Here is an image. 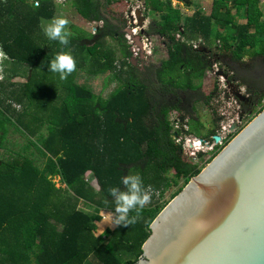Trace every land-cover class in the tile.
Wrapping results in <instances>:
<instances>
[{"label":"trees","instance_id":"trees-1","mask_svg":"<svg viewBox=\"0 0 264 264\" xmlns=\"http://www.w3.org/2000/svg\"><path fill=\"white\" fill-rule=\"evenodd\" d=\"M72 1L85 20L103 21L96 34L89 35L95 38L90 44L84 40L91 38L82 33L70 34L67 45L47 38L42 21L53 18L55 0H39L38 8L29 0H0V51L15 66H5L8 83L0 82V150L9 152L0 156V264H85L90 257L100 264H135L151 223L168 203L156 201V193L163 196L182 180L173 199L203 168L189 160L182 143L173 138L180 130L170 112L181 111L182 121L186 114L191 116L186 133L213 138L214 131L201 133L192 118L195 106L189 102L203 98L199 90L213 64L232 66L215 51L218 43L231 48L232 61L249 55L264 58L259 1L213 0L210 13L200 8L183 19L171 0H145V7L160 15L145 32L163 39L167 58L159 65L144 64L143 77L131 61L126 24L105 17L101 0ZM242 17L246 23L239 21ZM107 36L116 46L106 42ZM259 44L262 47L254 50ZM60 52L70 54L75 63L64 80L48 70ZM231 70L232 76L225 72L227 80L240 81L238 71ZM101 76L117 82L104 102L90 84ZM13 77L25 80L13 83ZM247 90L251 96L240 103L257 115L264 109V91L258 94L248 85ZM211 99L209 95L204 102ZM11 130L28 139L21 149L12 146ZM229 140L216 146L205 163ZM88 172L98 182L97 192L86 179ZM130 174L140 176L142 188L151 193L149 203L138 213L129 212L135 222L99 232L101 211L109 221L115 216L109 189L124 190L122 177ZM55 177L65 186H57ZM81 202L89 209L80 208Z\"/></svg>","mask_w":264,"mask_h":264},{"label":"water","instance_id":"water-1","mask_svg":"<svg viewBox=\"0 0 264 264\" xmlns=\"http://www.w3.org/2000/svg\"><path fill=\"white\" fill-rule=\"evenodd\" d=\"M136 14L142 24V11ZM150 229L135 264H264V109L166 204Z\"/></svg>","mask_w":264,"mask_h":264},{"label":"rangeland","instance_id":"rangeland-1","mask_svg":"<svg viewBox=\"0 0 264 264\" xmlns=\"http://www.w3.org/2000/svg\"><path fill=\"white\" fill-rule=\"evenodd\" d=\"M29 1L34 2V0H29ZM254 1H259L264 11V0H254ZM101 2L106 4L104 7L105 13L102 11L103 15L105 14L104 15L105 17L107 18L110 17L112 19L119 18L120 20L119 22L126 24L124 30V36L129 45H130V40L127 38L128 33L132 34L133 37L136 35L139 36L140 43L142 40H145L146 37L149 38L150 47L152 48V54L148 55L146 54V51L142 49V54L138 57H134L137 60V63L135 65L138 67L140 75L142 77L144 76L143 74L144 64H148L149 62H151L159 65L164 59L167 58V51L163 39L157 35L147 34L145 32V30L149 28L151 22L160 21L159 13L151 11L145 7V0H114V2L110 4H107L106 0H101ZM171 2L174 7H177L181 10L184 19L186 17H190L195 10L200 8L204 12L210 13L213 0H171ZM56 4L54 5L55 13L53 18H57V17L66 18L69 21V23L65 27L67 28L70 34L76 35L78 33H82L83 35L86 36L95 35L97 32V28L103 25V21L90 22L83 19V17L76 11L75 6L73 5L74 2L72 0H66L63 3H56ZM134 8H137L142 11L141 16H143L145 20H143V23L140 24L141 18H138V22L134 26H139V30H137V32L131 33V32H127L126 29L132 28L134 26L130 25L129 17L127 16L128 14H130V11L133 10ZM52 19L43 20L42 28ZM241 19H242L241 22H246V20H244V17H242ZM90 38L91 40L88 41L84 40V41L88 44L95 41V38L94 39L92 37ZM106 42L109 45H111V47L116 46V41L111 36L106 37ZM260 46L261 44H259V46L257 47H254L253 49L256 50ZM215 51H218L219 53H223L225 55L223 56L224 62H228L230 65H232L231 68L236 69L235 74H237L238 71V75L236 76L241 77L239 78L240 81L243 82L245 80L248 86L252 87L255 91H258L256 92L258 94L259 92L264 91V58H262L261 56L253 58L249 55L242 59H238L237 61H232L231 48L222 42L218 43L217 49ZM3 59L4 60L0 62V80L6 81L5 79L6 72H3L4 69L6 67H7L6 70L8 68L14 69L15 66H13L12 63L9 64L11 60H9L8 56L6 57V59L5 58ZM231 68L225 66L224 64L221 65L220 63L213 64V69L210 70L207 76L203 79L201 89L199 90V92H201V95H203V98L189 102L190 104H193V106H195L194 109L195 111L192 114V118H194L195 121L199 123L198 127L202 134H208L214 131L216 134H218L219 132L221 135H224L222 131L223 126L227 125L231 119L235 118L236 120H238L239 115L241 117L240 122L238 123L239 131H240L250 122L251 116L255 115V111L248 112L247 110H244V107L242 106L240 101H239L240 103L239 106L238 102L235 100L236 99L235 93L238 92V90H240L245 95L248 96L251 95H249L248 93L247 85L244 86L237 78L232 81L227 80L228 75L231 76L233 75V71L231 70ZM225 72H227L228 75L225 74ZM24 80L25 78L23 77H13L10 81L13 83L20 84L24 82ZM83 80L85 79L84 78L80 79V81ZM6 82L8 83V81ZM90 84L93 86V89L95 91L94 94L99 98H101L102 102H104L106 99L110 97L112 91L117 86V82H111L103 76L91 80ZM209 95L210 96L212 95V99L210 100L209 104H206L204 100L205 97ZM185 99L187 100L188 98L185 97ZM102 102H100L99 99H97V105L100 106ZM262 102L264 103V98L262 99ZM12 104H13L12 107H16V108L21 107L16 103H12ZM238 106L240 107V110H238L239 112H236V108ZM257 109H259V107H257ZM181 113H182L181 111L172 110L169 115L172 121L173 119L179 118V122H180L179 125L183 127L180 129L179 136L183 138L195 136L194 134H188L186 133L187 131H184L191 129L190 125L187 123V121H190L189 118L191 116L186 114L185 120L182 121ZM192 124H194V127L196 126L195 122H192ZM233 137H231L230 140ZM173 138L174 139L176 138L175 140L176 142H180L178 141L179 139L177 138V136L173 135ZM9 139L10 142L12 143V146H15L16 149H21L22 145L28 142V139L25 136H23L19 131H13V130H11V132L9 133ZM209 140L212 142V134H210ZM13 143H15L16 145H13ZM223 144L224 143L219 144V146ZM31 149L33 150V148ZM6 152H7L6 150H0V156L2 154H5ZM213 153L214 152H206L203 153L202 156H200L197 153L195 157H190L188 155L186 156L193 163L202 165L204 168L209 163V162L207 163L205 162L213 155ZM168 172L170 176L174 174L173 170L171 169H169ZM86 179L92 185V189L94 190V192H97L99 190V185L95 177L88 172ZM54 181L57 183V186H64V184L59 182L58 177H55ZM182 183L183 181L181 180L178 186H172L171 188L167 189L164 192L163 196H160L159 192L156 193L155 200L158 201L159 203L169 202L173 196V193L178 189V187ZM149 194L151 198V193L149 192ZM79 207L85 210L89 209L88 206L83 204L82 202L79 203ZM112 218L109 221L107 213L101 211L99 220L97 221V224L99 225V232L100 231L104 232L107 228L114 227V225L112 224ZM108 239L109 237L104 236V241H108ZM2 258L4 261H6V256H3ZM85 264H100V263L95 257H90Z\"/></svg>","mask_w":264,"mask_h":264},{"label":"clouds","instance_id":"clouds-1","mask_svg":"<svg viewBox=\"0 0 264 264\" xmlns=\"http://www.w3.org/2000/svg\"><path fill=\"white\" fill-rule=\"evenodd\" d=\"M33 7H39V0H34ZM69 21L64 17L53 18L43 27V32L49 40H56L60 45L68 44L69 31L65 27ZM0 51V62L5 56ZM75 68V63L70 54L60 52L56 54L48 63V70L52 73H58L59 78L64 80L67 74ZM239 91V90H238ZM197 137V136H196ZM204 148L200 147L198 153H203ZM121 183L125 186L124 190L118 188L109 189V195L113 197L115 216L112 218L113 225H129L135 222V217H130V211L137 213L150 200V194L142 188V181L139 175H125Z\"/></svg>","mask_w":264,"mask_h":264},{"label":"built area","instance_id":"built-area-1","mask_svg":"<svg viewBox=\"0 0 264 264\" xmlns=\"http://www.w3.org/2000/svg\"><path fill=\"white\" fill-rule=\"evenodd\" d=\"M55 1L57 3H63L66 0H63V1L62 0H55ZM136 10H137V8H134L133 10L130 11V14H128V16H127V17H129V23L132 26H134L138 22V16L136 14ZM127 29H129L131 33L137 32V30H139V26H134L132 28H127ZM133 35H135V34H133ZM136 37H137V35L133 37L132 34H130V33L127 34V38L130 40V50L132 53V57L140 56L142 54V49L146 51V54L151 55L152 54V48L150 47L149 38L146 37L145 40L141 41V45H138ZM200 41L201 40H199V42ZM199 42L194 43V46L197 47L199 45ZM235 98H236L235 100L238 102V105L240 106V103H239L240 100L237 97H235ZM239 106L236 108V112H239L238 111V110H240ZM240 119H241V117L239 115L238 120H236L235 118L231 119L227 125L223 126V128L221 127L224 135H221L219 132H218V134L214 135V136H219L221 138V140L219 142H216L214 140V136L212 138L213 143L209 139H204V138H200V137H196V136L183 138V137L177 135V138L179 139L178 141H180V143H182V145H183L184 153L190 157H195L197 155L198 149L200 147L204 148L203 153L214 152L216 150V146H218L219 144H222V143L225 144V141L230 139L231 134L235 135L239 131L238 123L240 122ZM179 123H180L179 118L173 119V125H174L175 129L180 130L181 128H183L179 125ZM235 124L237 125V128L235 130H231V127ZM184 131H186V130H184Z\"/></svg>","mask_w":264,"mask_h":264},{"label":"crops","instance_id":"crops-1","mask_svg":"<svg viewBox=\"0 0 264 264\" xmlns=\"http://www.w3.org/2000/svg\"><path fill=\"white\" fill-rule=\"evenodd\" d=\"M229 1L232 2L233 0H229ZM83 19H84V18H83ZM241 20H242V19H240L239 21L241 22ZM244 20H246V19H244ZM246 22H247V20H246ZM246 22H241V23H246ZM118 63H119V62H118ZM58 178H59V177H58ZM59 180H60V178H59ZM64 186H65V185H64Z\"/></svg>","mask_w":264,"mask_h":264},{"label":"flooded vegetation","instance_id":"flooded-vegetation-1","mask_svg":"<svg viewBox=\"0 0 264 264\" xmlns=\"http://www.w3.org/2000/svg\"><path fill=\"white\" fill-rule=\"evenodd\" d=\"M3 80H0V82H2ZM247 97L249 98V96L247 95ZM246 101H248V99L246 100Z\"/></svg>","mask_w":264,"mask_h":264}]
</instances>
